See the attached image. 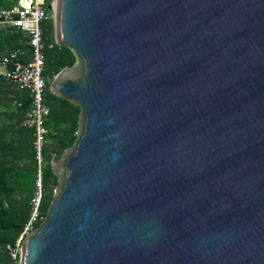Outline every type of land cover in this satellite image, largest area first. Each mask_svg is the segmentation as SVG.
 I'll return each mask as SVG.
<instances>
[{
  "label": "water",
  "instance_id": "1",
  "mask_svg": "<svg viewBox=\"0 0 264 264\" xmlns=\"http://www.w3.org/2000/svg\"><path fill=\"white\" fill-rule=\"evenodd\" d=\"M49 10L80 125L19 264H264V0Z\"/></svg>",
  "mask_w": 264,
  "mask_h": 264
},
{
  "label": "trees",
  "instance_id": "2",
  "mask_svg": "<svg viewBox=\"0 0 264 264\" xmlns=\"http://www.w3.org/2000/svg\"><path fill=\"white\" fill-rule=\"evenodd\" d=\"M19 0H0V6ZM52 5V0H48ZM45 44V71L48 80L46 102L51 113L46 123L49 130L44 149V196L37 229L48 214L59 186L52 164L62 159L78 138L81 108L56 96L50 89L53 79L65 68L77 63L75 52L56 42L55 19L49 17L42 23ZM20 52L19 60L28 61L31 48L27 36L20 30L0 29V61ZM31 109V96L9 84L0 76V264H19L20 255L13 258L12 251L22 237L32 215V200L38 179V163L34 146L35 128L23 127ZM12 249V250H10Z\"/></svg>",
  "mask_w": 264,
  "mask_h": 264
},
{
  "label": "built area",
  "instance_id": "3",
  "mask_svg": "<svg viewBox=\"0 0 264 264\" xmlns=\"http://www.w3.org/2000/svg\"><path fill=\"white\" fill-rule=\"evenodd\" d=\"M52 5H55V0ZM49 6L48 0H19L18 4L11 8L0 6V29L20 30L27 36L31 48V56L28 61L19 60V51L0 61V76L19 90L29 92L31 96V109L27 119L21 125L35 128L34 146L38 163V179L32 200V215L18 241L17 249L12 251L14 259L18 257V254H21L25 237L35 230L34 226L39 220H43L41 205L44 196V149L49 134L46 123L51 110L46 102L48 80L44 76L45 44L42 23L49 17Z\"/></svg>",
  "mask_w": 264,
  "mask_h": 264
},
{
  "label": "crops",
  "instance_id": "4",
  "mask_svg": "<svg viewBox=\"0 0 264 264\" xmlns=\"http://www.w3.org/2000/svg\"><path fill=\"white\" fill-rule=\"evenodd\" d=\"M13 6H14V5H13ZM13 6H10V5H9V1H6V2L4 3V5H2L3 8H11V7H13Z\"/></svg>",
  "mask_w": 264,
  "mask_h": 264
},
{
  "label": "rangeland",
  "instance_id": "5",
  "mask_svg": "<svg viewBox=\"0 0 264 264\" xmlns=\"http://www.w3.org/2000/svg\"><path fill=\"white\" fill-rule=\"evenodd\" d=\"M52 12V11H51ZM52 15L54 16L53 12H52Z\"/></svg>",
  "mask_w": 264,
  "mask_h": 264
}]
</instances>
